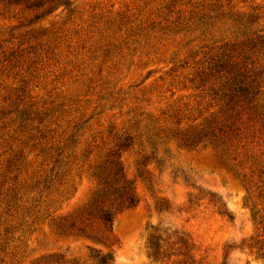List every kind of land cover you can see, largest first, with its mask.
I'll list each match as a JSON object with an SVG mask.
<instances>
[{"label": "rangeland", "instance_id": "374dc122", "mask_svg": "<svg viewBox=\"0 0 264 264\" xmlns=\"http://www.w3.org/2000/svg\"><path fill=\"white\" fill-rule=\"evenodd\" d=\"M102 258L264 264V0H0V264Z\"/></svg>", "mask_w": 264, "mask_h": 264}, {"label": "trees", "instance_id": "16d2710c", "mask_svg": "<svg viewBox=\"0 0 264 264\" xmlns=\"http://www.w3.org/2000/svg\"><path fill=\"white\" fill-rule=\"evenodd\" d=\"M133 204H134V199L133 198L129 199V205L132 206ZM214 206H217V210L220 215L227 216L230 219V217L228 216L225 210V206L223 204H219L218 202H215ZM101 221L103 223L104 228L111 230L113 220H112L110 213L103 214L101 216ZM172 238L176 239V241L171 242V244L166 242V240L169 241ZM161 243H164L165 245H161ZM166 245L167 246L171 245L172 247L174 245H179L178 250L182 249L185 252V253H180L179 255H183V256H185L184 254L190 253L193 250L192 246L183 237H178V236L173 235L171 237L167 236L165 240H162L160 237H153L152 240L150 241L152 256L156 259L159 258L161 254H164V253H161V251H162V248L165 247ZM110 259L111 258H102L100 260V263L107 264L108 260Z\"/></svg>", "mask_w": 264, "mask_h": 264}]
</instances>
